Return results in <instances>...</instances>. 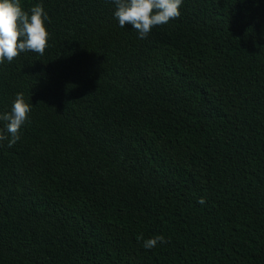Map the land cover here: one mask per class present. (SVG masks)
I'll use <instances>...</instances> for the list:
<instances>
[{
	"label": "trees",
	"instance_id": "obj_1",
	"mask_svg": "<svg viewBox=\"0 0 264 264\" xmlns=\"http://www.w3.org/2000/svg\"><path fill=\"white\" fill-rule=\"evenodd\" d=\"M36 4L44 54L0 64V113L33 105L0 142V264H264V0H183L145 39L112 0Z\"/></svg>",
	"mask_w": 264,
	"mask_h": 264
},
{
	"label": "clouds",
	"instance_id": "obj_2",
	"mask_svg": "<svg viewBox=\"0 0 264 264\" xmlns=\"http://www.w3.org/2000/svg\"><path fill=\"white\" fill-rule=\"evenodd\" d=\"M115 5L114 16L119 26L131 25L138 32L140 39L147 38L153 27L168 24L181 15L180 8L183 0H112ZM45 21H50L47 12L41 4H36L25 11L21 0H0V64L5 61L11 63L23 52H34L43 55L48 46L50 33ZM23 93H17L10 111L0 113V121L4 127L0 128V142L7 140L8 147L14 146L20 139V129L29 122L32 111ZM204 204L201 197L198 201ZM145 249H152L157 244H167L163 235H156L144 239Z\"/></svg>",
	"mask_w": 264,
	"mask_h": 264
}]
</instances>
